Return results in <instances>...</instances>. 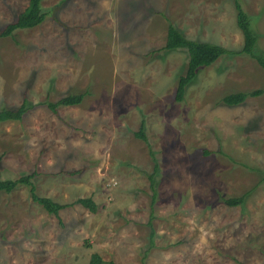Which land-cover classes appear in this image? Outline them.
I'll return each mask as SVG.
<instances>
[{
    "label": "rangeland",
    "instance_id": "rangeland-1",
    "mask_svg": "<svg viewBox=\"0 0 264 264\" xmlns=\"http://www.w3.org/2000/svg\"><path fill=\"white\" fill-rule=\"evenodd\" d=\"M29 0H0V31ZM264 52V0H240ZM44 20L0 36V179L33 174L39 196L91 197L58 216L30 186L0 192V264H264V68L226 54L177 101L186 38L241 50L234 0H41ZM72 106L46 105L71 93ZM141 120L147 143L136 137ZM150 151L153 155L150 154ZM157 172L150 187L148 176ZM242 197L228 206L223 199ZM153 238L150 241V226Z\"/></svg>",
    "mask_w": 264,
    "mask_h": 264
},
{
    "label": "trees",
    "instance_id": "trees-1",
    "mask_svg": "<svg viewBox=\"0 0 264 264\" xmlns=\"http://www.w3.org/2000/svg\"><path fill=\"white\" fill-rule=\"evenodd\" d=\"M41 0H29L27 7L18 14L17 18L7 24L0 31V36L12 35L17 29H28L40 24L44 18L45 13L40 6ZM234 5L236 9V24L243 35V46L241 50H228L217 44L210 42H200L198 40H192L186 38L172 23H168L165 44L163 48L167 51L175 50L179 48L186 49L187 51V64L184 73L177 77L176 83V95L175 99L180 101L183 99L186 88L188 85L192 84L196 79L198 69L200 67H206L214 63L219 57L226 54H239L243 53L254 59L262 68H264V52L256 50V35L254 34L249 16L242 7L240 0H234ZM88 93L77 92L71 93L66 96L61 97L55 102H47V107L52 111L56 112L57 106H72L77 105L82 102L83 98ZM264 94V88L254 89L248 92H230L224 94L220 103L225 106H237L242 104L248 97H257ZM28 103L24 100L22 104L17 109L0 108V122L8 120L12 115L21 116L25 111ZM144 121L141 120L138 131L135 133L136 137L147 143V137L144 131ZM150 154L153 153L150 151ZM157 163L154 160L153 173L148 176L150 181V187L153 190L155 181L153 179L155 173L157 172ZM33 174H28L21 176L17 179H0V192H11L17 185L25 184L30 186V195L33 201L42 206V208L49 214L58 216L59 211L62 208L67 207L71 204H79L82 207L87 208L91 212L96 211L97 204L91 197L77 198L73 203H59L52 200L49 197H43L36 194L34 186L31 182ZM242 201V197L227 198L223 199V202L228 206H233ZM150 226V241L153 238V228L149 221ZM103 260L97 253H92L90 256L89 264H102Z\"/></svg>",
    "mask_w": 264,
    "mask_h": 264
}]
</instances>
